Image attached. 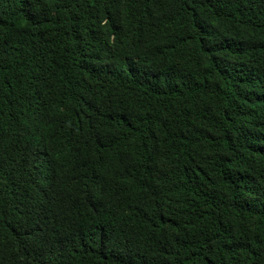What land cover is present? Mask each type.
<instances>
[{
  "label": "trees",
  "instance_id": "16d2710c",
  "mask_svg": "<svg viewBox=\"0 0 264 264\" xmlns=\"http://www.w3.org/2000/svg\"><path fill=\"white\" fill-rule=\"evenodd\" d=\"M0 264H264V0H0Z\"/></svg>",
  "mask_w": 264,
  "mask_h": 264
}]
</instances>
